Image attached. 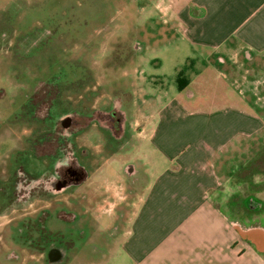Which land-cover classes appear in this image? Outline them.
<instances>
[{
	"label": "flooded vegetation",
	"instance_id": "1",
	"mask_svg": "<svg viewBox=\"0 0 264 264\" xmlns=\"http://www.w3.org/2000/svg\"><path fill=\"white\" fill-rule=\"evenodd\" d=\"M40 4L31 0L27 11L20 0L0 6V74L7 67L14 78L13 86L0 85V148L9 144L0 151V259L5 264H38L37 254L46 264H65L71 254L85 259L106 253L131 218L133 188L142 190L147 183L139 159L125 162L117 173L109 170L112 156L125 151L139 132L143 136L145 122L130 117L132 96L122 79L132 73L118 76V59L108 60L109 69L103 70L101 58L98 70L86 64L92 51L86 49L100 42L74 45L73 55L65 50L64 61L76 64L72 70L64 66L43 77L31 75L27 62L51 43L53 30L37 19L22 27L21 19L30 10L38 13ZM66 17L70 21L69 13ZM60 26L64 40L68 31ZM105 26L112 30L111 23ZM124 56L121 63L134 59ZM5 128L10 133L2 135Z\"/></svg>",
	"mask_w": 264,
	"mask_h": 264
},
{
	"label": "crops",
	"instance_id": "2",
	"mask_svg": "<svg viewBox=\"0 0 264 264\" xmlns=\"http://www.w3.org/2000/svg\"><path fill=\"white\" fill-rule=\"evenodd\" d=\"M176 2L178 27L214 52L241 46L248 58L253 47L262 49L264 0H171L165 14ZM233 37L238 42H227ZM187 100L157 110L149 139L163 156L161 167L133 159L141 161L147 183L133 188L131 218L118 245L133 264H264V187L245 198L252 182L245 167L253 158L247 147L263 144V116L233 103L187 112ZM262 181V172L253 174L255 186ZM246 203L253 214L231 209Z\"/></svg>",
	"mask_w": 264,
	"mask_h": 264
},
{
	"label": "rangeland",
	"instance_id": "3",
	"mask_svg": "<svg viewBox=\"0 0 264 264\" xmlns=\"http://www.w3.org/2000/svg\"><path fill=\"white\" fill-rule=\"evenodd\" d=\"M11 1L3 0L0 6L10 7ZM170 1L37 0L38 4L41 3L38 7L40 11L38 10L37 13L35 10L33 12L30 10L21 19L22 27L30 25L33 19L34 21L37 19L43 23L45 28L53 30V34L48 40L51 43L45 45L41 50L38 49L32 60L27 62L31 75L36 72L38 77H43L44 73H53L64 66L69 70L74 69L76 64H67L64 61L68 58L65 50H71L69 55H73V52L76 51L73 46H80L85 42H100L94 50L92 45L86 49L87 54L92 50L87 56L86 64H94L97 70L98 66L102 65L104 66L101 70L109 69L106 68V65L110 64L108 60L116 58L118 59V63H116L118 76H125L127 72L132 73L129 74L128 80L122 79L127 83V85L125 84L128 87L127 92L132 96L128 112L138 124L148 122L149 125L145 126L143 136L139 132L125 151L112 156L109 164V170L112 173L119 172L125 162L131 161L135 157L144 159V161L150 158L158 163L155 168L161 167L163 156L149 139V131L159 121V116H156L157 110L166 105L176 104L179 99L186 101L189 98L191 101L186 108L187 112H190L189 109L201 107L203 111H199L204 113L211 105L233 103L261 113L264 121V42H257L262 49L253 47L249 54L252 57L248 56V58L240 48L241 46L227 50L226 45H223L221 49H215L214 52L213 48L199 43L200 41L195 39V35L178 27L172 19V13H175L176 6L179 7L177 2L173 4L170 13L165 15V8L169 7ZM20 2L22 6H25V8L23 7L24 11H27L31 0H20ZM65 11H67L66 14L69 13L70 21L65 22L64 19L68 17H66ZM60 23L62 26L59 25ZM108 23H111V31H109V26H105ZM59 26H65L68 31L64 40L59 37L61 29L65 28L60 29ZM59 42H66V45ZM227 42H238V40L233 37ZM137 45H139V49L136 47ZM111 54L113 56H110L109 59H103ZM126 54H129L128 58L133 55V61L121 63L123 59L121 56ZM100 58L104 61L102 65L97 61L101 60ZM20 64L23 69H21L22 73L27 71L25 62L21 61ZM88 65L86 66L89 67ZM1 74L0 85L6 82L8 87L13 86L14 78L7 67ZM24 76L25 74H22V77ZM178 77L189 80L188 88L185 91L181 92L179 89ZM123 81L119 79V83ZM72 90H77V88H72ZM192 93L196 96L188 97ZM89 101L87 96L86 102ZM22 129L24 130V127ZM9 133V130L5 128L2 135ZM1 145V152L9 148V144L6 142ZM248 146L247 152L253 158L245 168L247 174L252 178V182L247 185L245 198L254 195L256 192L254 187H264V181L261 182V185L256 184V186L253 183V174L258 172L264 174V141L263 144L256 145L257 147L252 143H249ZM253 159L258 165H252ZM260 194L264 197V191ZM232 197L242 198L244 196L240 194ZM253 205L260 208L262 204L259 200L253 199ZM231 209L244 210L247 215L253 214V208L249 207L247 203L244 207ZM262 211L264 212V207ZM1 221L3 220L1 219ZM120 239V237L115 238L104 254L103 252L86 254L85 259L71 254L65 264H133L130 255L118 245ZM1 242L0 236V244ZM28 252L26 250V257L30 254ZM37 260L38 264H46L43 255L37 254ZM0 264L5 263L0 259Z\"/></svg>",
	"mask_w": 264,
	"mask_h": 264
},
{
	"label": "trees",
	"instance_id": "4",
	"mask_svg": "<svg viewBox=\"0 0 264 264\" xmlns=\"http://www.w3.org/2000/svg\"><path fill=\"white\" fill-rule=\"evenodd\" d=\"M188 81H189L188 79H184L182 77H178L179 89L183 90L188 85V83H189ZM252 200H253V198H252Z\"/></svg>",
	"mask_w": 264,
	"mask_h": 264
},
{
	"label": "water",
	"instance_id": "5",
	"mask_svg": "<svg viewBox=\"0 0 264 264\" xmlns=\"http://www.w3.org/2000/svg\"><path fill=\"white\" fill-rule=\"evenodd\" d=\"M59 256H60V255H59V254H57V258H59Z\"/></svg>",
	"mask_w": 264,
	"mask_h": 264
}]
</instances>
